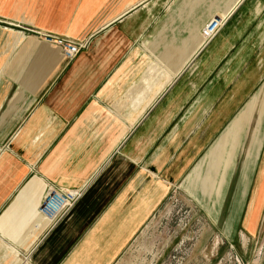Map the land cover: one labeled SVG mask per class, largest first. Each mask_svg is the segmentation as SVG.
I'll return each mask as SVG.
<instances>
[{"label": "crops", "instance_id": "1", "mask_svg": "<svg viewBox=\"0 0 264 264\" xmlns=\"http://www.w3.org/2000/svg\"><path fill=\"white\" fill-rule=\"evenodd\" d=\"M194 2L0 0V19L92 37L68 62L36 38L15 48L16 35L9 31L12 44L0 33V264L33 243L29 264H112L262 86L264 0L225 9L208 44L202 27L219 12L187 6ZM159 34L190 57L172 69L154 62ZM153 179L161 182L155 198ZM49 189L83 193L55 225L39 212Z\"/></svg>", "mask_w": 264, "mask_h": 264}, {"label": "rangeland", "instance_id": "2", "mask_svg": "<svg viewBox=\"0 0 264 264\" xmlns=\"http://www.w3.org/2000/svg\"><path fill=\"white\" fill-rule=\"evenodd\" d=\"M209 1L195 0L187 6L200 7L205 14L212 5V10L219 12L214 19H222L223 29L227 13L224 10L241 0ZM23 28L33 27L0 19V33L6 40L9 34L12 44L11 32L23 38ZM3 34L0 38L4 39ZM26 36V40L36 38L33 34ZM158 37V46L149 53L154 62L169 63L172 69L179 60L190 57L189 51H177L174 42H168L166 37L163 42L161 34ZM215 38L202 40L208 44ZM263 85H257L248 102L244 100L234 110L218 138L188 165L183 177L170 188L112 264H264V90L260 91ZM154 180L148 183H154L152 198L161 183ZM161 195L156 196L154 203L148 198L141 211L149 210L151 204L154 207L165 194ZM136 198L131 197L129 207ZM128 213L129 208L128 212L123 209L122 215ZM41 216L53 225L54 221ZM17 246L22 248L19 259L4 261L5 264H29L36 244Z\"/></svg>", "mask_w": 264, "mask_h": 264}, {"label": "built area", "instance_id": "3", "mask_svg": "<svg viewBox=\"0 0 264 264\" xmlns=\"http://www.w3.org/2000/svg\"><path fill=\"white\" fill-rule=\"evenodd\" d=\"M222 25V19H214L209 21L202 28L203 39L205 41H210L211 39L215 38L221 31ZM23 29L24 38L27 37V33L35 35L39 41L60 49L63 57L68 62L73 61L82 50L86 49L90 43V39L92 38L88 37L84 40H72L66 37L43 32L35 28ZM82 194V191H79L78 193H59L55 189H49L40 206V213L46 219L54 221L53 225H55L59 219H61V217L77 203V201L82 197Z\"/></svg>", "mask_w": 264, "mask_h": 264}, {"label": "bare ground", "instance_id": "4", "mask_svg": "<svg viewBox=\"0 0 264 264\" xmlns=\"http://www.w3.org/2000/svg\"><path fill=\"white\" fill-rule=\"evenodd\" d=\"M12 31V30H11ZM17 32H15L16 35ZM19 33V32H18ZM20 34V33H19ZM22 40V38L19 35H16V39H15V46L17 47L20 43V41ZM15 47V48H16ZM14 49V48H13Z\"/></svg>", "mask_w": 264, "mask_h": 264}, {"label": "trees", "instance_id": "5", "mask_svg": "<svg viewBox=\"0 0 264 264\" xmlns=\"http://www.w3.org/2000/svg\"><path fill=\"white\" fill-rule=\"evenodd\" d=\"M237 192V191H236Z\"/></svg>", "mask_w": 264, "mask_h": 264}]
</instances>
